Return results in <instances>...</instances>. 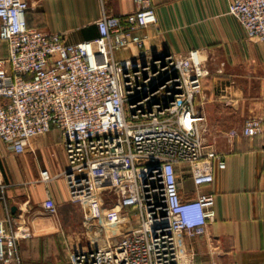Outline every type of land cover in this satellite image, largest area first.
Segmentation results:
<instances>
[{
	"label": "built area",
	"instance_id": "obj_1",
	"mask_svg": "<svg viewBox=\"0 0 264 264\" xmlns=\"http://www.w3.org/2000/svg\"><path fill=\"white\" fill-rule=\"evenodd\" d=\"M133 1L134 11L102 12L97 38L68 43L62 33L28 26V0H0V141L22 154L33 138L53 127L61 132L69 199L105 232L73 250L72 264H195L182 238L206 233L216 197L202 188L213 184L216 167L227 166L226 155L206 145L197 110L203 54L159 52L149 33L159 20L156 7ZM228 12L250 39L264 42V0H233ZM131 48L134 56H121ZM241 132L264 136V95ZM180 172L191 176L196 197L180 192ZM54 179L40 171L44 184ZM7 187L0 163V201L8 209ZM44 207L57 213L50 194ZM112 218H124L129 230L109 235ZM30 237L29 223L8 210L0 218V264L18 260L19 241Z\"/></svg>",
	"mask_w": 264,
	"mask_h": 264
},
{
	"label": "crops",
	"instance_id": "obj_2",
	"mask_svg": "<svg viewBox=\"0 0 264 264\" xmlns=\"http://www.w3.org/2000/svg\"><path fill=\"white\" fill-rule=\"evenodd\" d=\"M28 1L25 13L28 26L45 33H62L68 43L97 38L96 21L103 11L120 15L137 8L133 0ZM232 1L152 0L159 20L149 33L158 51L186 53L193 48L202 51L206 76L196 100L197 110L205 117L206 145L225 154L227 161L225 169L215 168L213 184L202 188L215 193V218L204 235L182 238L184 247L194 253L195 264H264V136L247 137L241 132L245 119L262 108L264 42L250 39L240 22L229 14ZM136 53L131 48L121 56ZM0 156L3 179L8 184V209L0 201V218L9 210L12 216L29 223L32 237L19 241V259L13 263L27 264L24 245L60 230L42 225L40 215L46 211L47 195L70 211L78 208L69 199L61 177L67 167L63 137L53 127L46 135L33 138L22 154L10 151L0 141ZM14 156L19 157L20 165ZM44 168L55 176L48 185L40 181ZM8 171L22 181L11 182ZM179 181L184 197L197 196L199 190L190 175L180 172ZM91 245L92 240L73 241L62 261L56 259L51 263L38 255L36 264H72L71 252Z\"/></svg>",
	"mask_w": 264,
	"mask_h": 264
},
{
	"label": "rangeland",
	"instance_id": "obj_3",
	"mask_svg": "<svg viewBox=\"0 0 264 264\" xmlns=\"http://www.w3.org/2000/svg\"><path fill=\"white\" fill-rule=\"evenodd\" d=\"M16 164L20 165V159L18 156H14ZM6 164V162H5ZM11 182L18 183L21 178L12 177L10 171ZM9 183V181H8ZM72 202V201H71ZM77 209L70 211L66 205L57 204V213L52 215L48 211H44L41 216L42 225H50L59 227L60 230L56 234H49L42 238L32 239L24 245V256L27 264H36V261L40 259H49V262H56V259H62L67 255L71 242L73 241H91L96 234L102 239L105 238L104 230L101 231V225L99 222L87 223L83 206L79 203H75ZM27 219V214H26ZM32 220V218H31ZM92 224V225H90ZM129 230V225L124 218H112L110 219V226H108V234L113 237H119ZM40 232V230H36ZM101 231V232H100ZM96 238V237H95ZM101 239V241H102ZM61 260V261H62Z\"/></svg>",
	"mask_w": 264,
	"mask_h": 264
},
{
	"label": "water",
	"instance_id": "obj_4",
	"mask_svg": "<svg viewBox=\"0 0 264 264\" xmlns=\"http://www.w3.org/2000/svg\"><path fill=\"white\" fill-rule=\"evenodd\" d=\"M165 53H167V52H165ZM13 209H16V207H14Z\"/></svg>",
	"mask_w": 264,
	"mask_h": 264
}]
</instances>
